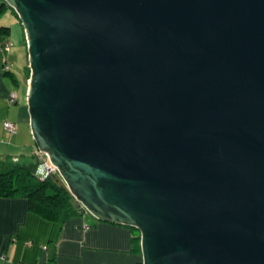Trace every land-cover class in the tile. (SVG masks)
Returning a JSON list of instances; mask_svg holds the SVG:
<instances>
[{
	"label": "water",
	"instance_id": "obj_1",
	"mask_svg": "<svg viewBox=\"0 0 264 264\" xmlns=\"http://www.w3.org/2000/svg\"><path fill=\"white\" fill-rule=\"evenodd\" d=\"M35 146L141 264H264V0H3Z\"/></svg>",
	"mask_w": 264,
	"mask_h": 264
},
{
	"label": "crops",
	"instance_id": "obj_2",
	"mask_svg": "<svg viewBox=\"0 0 264 264\" xmlns=\"http://www.w3.org/2000/svg\"><path fill=\"white\" fill-rule=\"evenodd\" d=\"M6 11L16 17L9 7L0 11V17ZM4 39L10 42L8 52L18 44L21 58L18 71L0 46V171L13 165L34 170L36 146L24 105L27 57L18 18L0 19V43ZM4 61L10 64L7 71L2 69ZM10 93L15 96L11 102ZM4 119L15 122V132L3 129ZM132 234L131 226L97 219L77 201L48 220L28 209L22 196L0 197V264H136L140 249Z\"/></svg>",
	"mask_w": 264,
	"mask_h": 264
},
{
	"label": "trees",
	"instance_id": "obj_3",
	"mask_svg": "<svg viewBox=\"0 0 264 264\" xmlns=\"http://www.w3.org/2000/svg\"><path fill=\"white\" fill-rule=\"evenodd\" d=\"M6 7L11 8L3 0H0V11ZM11 10L13 11L12 8ZM13 13L15 14L14 11ZM25 71L28 77V66H25ZM1 196L24 197L28 209L48 220L56 219L73 199L58 173H51L44 178H39L32 169L23 165H13L7 170L0 171ZM135 230L132 227L131 239L139 249L138 232ZM136 264H141L140 260Z\"/></svg>",
	"mask_w": 264,
	"mask_h": 264
},
{
	"label": "built area",
	"instance_id": "obj_4",
	"mask_svg": "<svg viewBox=\"0 0 264 264\" xmlns=\"http://www.w3.org/2000/svg\"><path fill=\"white\" fill-rule=\"evenodd\" d=\"M0 46L2 52L7 53L10 46L9 40L4 39L3 41H1ZM9 65H10L9 63L4 61L2 65V69L4 71H7L9 69ZM14 98H15L14 93H10L8 101L11 102L14 100ZM2 126L3 129L8 133L15 132L16 124L14 121H11L9 119H4L2 122ZM33 152L37 158V164L33 170L36 176H38L39 178H44L51 173H55V172L57 173L56 167L50 163L44 152L40 151L37 147L34 148Z\"/></svg>",
	"mask_w": 264,
	"mask_h": 264
},
{
	"label": "rangeland",
	"instance_id": "obj_5",
	"mask_svg": "<svg viewBox=\"0 0 264 264\" xmlns=\"http://www.w3.org/2000/svg\"><path fill=\"white\" fill-rule=\"evenodd\" d=\"M0 19H4V20H7V19H12V21L14 22V20L17 18L11 14L10 12L6 11L2 14V16L0 17ZM10 39V37L8 38ZM19 49H18V44L14 45L13 47L11 46V49L9 52H7V56L9 55L10 59L12 60V62L14 61V69L18 70L19 71V68H20V53H19ZM3 55H6V53L2 52ZM17 71V73H18ZM19 74V73H18ZM24 105H25V101H24ZM26 107V106H25ZM73 198V197H72ZM75 199H71V203L70 204H74L75 203ZM137 231V230H135ZM138 232V231H137ZM136 232V233H137ZM138 234V233H137Z\"/></svg>",
	"mask_w": 264,
	"mask_h": 264
}]
</instances>
